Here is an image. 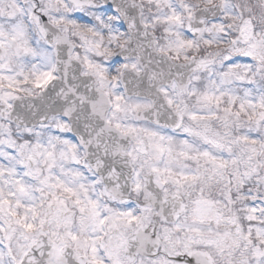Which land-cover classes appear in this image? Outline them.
I'll use <instances>...</instances> for the list:
<instances>
[{
  "label": "snow or ice",
  "instance_id": "6c2138e0",
  "mask_svg": "<svg viewBox=\"0 0 264 264\" xmlns=\"http://www.w3.org/2000/svg\"><path fill=\"white\" fill-rule=\"evenodd\" d=\"M0 264H264V0H0Z\"/></svg>",
  "mask_w": 264,
  "mask_h": 264
}]
</instances>
